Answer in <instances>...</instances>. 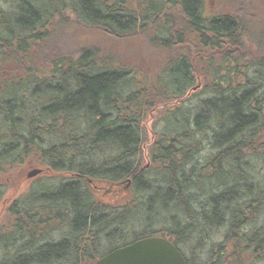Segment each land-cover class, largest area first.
I'll return each instance as SVG.
<instances>
[{"label": "trees", "instance_id": "obj_1", "mask_svg": "<svg viewBox=\"0 0 264 264\" xmlns=\"http://www.w3.org/2000/svg\"><path fill=\"white\" fill-rule=\"evenodd\" d=\"M202 5L0 0V60L22 63L20 78L2 82L0 169L33 157L49 177L61 173L8 202L0 264L2 253L11 254L9 264H93L150 236L168 238L187 264H264V0H231L211 17ZM169 7L208 54L175 47L181 37ZM67 12L116 38L147 32L152 52L167 59L150 75L98 45L57 53L48 27L53 19L66 27ZM38 53L46 65L34 66ZM202 61L204 88L186 104ZM150 112L160 126L151 127L145 165ZM89 182H124L128 196L97 200ZM96 239L115 245L97 256Z\"/></svg>", "mask_w": 264, "mask_h": 264}, {"label": "rangeland", "instance_id": "obj_2", "mask_svg": "<svg viewBox=\"0 0 264 264\" xmlns=\"http://www.w3.org/2000/svg\"><path fill=\"white\" fill-rule=\"evenodd\" d=\"M157 2L158 0H154ZM231 0H228L227 2L225 0H203L202 5V14L207 17H211L213 15H217L219 13H222L223 11H226L228 9V3ZM7 5L5 3L2 4L3 9H7ZM137 6H134V9ZM170 9V7L168 8ZM136 13L138 11L135 10ZM225 13V12H224ZM168 14L173 19V27L175 29V33H179V36L181 37L180 43H177L178 45H175V47L179 48V51H184L188 53V55L195 56L198 55V53H201L200 56H204L208 54V52L199 50L198 51V45L196 42V35L187 25L186 18L183 14H181L176 7H171L170 10H168ZM56 19H53L50 23L48 30H54L53 38L51 39L50 47H55L54 51L57 53H67L71 51L72 49L75 50V48H81L85 47L89 44L98 45L103 50H108L109 52H113L116 57H118L122 62L125 61V64H132L137 65L138 69L145 68L148 69L149 74H153L155 69L160 67L161 61L167 59V55L163 53H155L152 52V45H150L151 41H148L147 32L143 33L142 31H139L135 38H131V36L125 37V38H116L115 36L105 34L102 30L98 29V27L95 26H88L84 25L80 22H78L75 17L67 12L63 20H65L64 27L62 24H53V21ZM161 31L159 35L163 36ZM174 33V32H173ZM174 33V34H175ZM166 35V34H164ZM58 40V42L54 40ZM36 49L38 50L41 45L36 44ZM76 51V50H75ZM202 51V52H201ZM182 52V53H184ZM185 52V53H186ZM33 53V52H32ZM31 53V54H32ZM37 53V52H36ZM42 53V52H41ZM154 54V55H152ZM152 55V56H151ZM10 57V56H8ZM40 53L36 57H34V66L36 65H46L43 61L39 60ZM199 58V57H198ZM197 59V57H196ZM3 60H6L5 57H3L0 60V92L3 87V83L6 80H11L13 77L20 78L18 73H21L19 68L21 67L22 63H17L16 61H12L9 63H3ZM204 61V60H203ZM198 62L197 64H194V75H195V82H194V89L189 91L185 97H192V99L187 102L186 104H192L193 103V97H196L201 90L204 88V85L201 79L202 75L204 74V71H207V68L204 69V62ZM27 61L23 63H27ZM134 63V64H133ZM19 69V70H18ZM13 71L14 73H12ZM21 76V75H20ZM6 101L4 99L0 105H4L3 103ZM170 105V104H169ZM165 106V105H164ZM167 106V105H166ZM161 105L157 107L158 112L161 111ZM164 108H162L163 110ZM157 112V111H156ZM156 112H150L147 114L146 118L144 119L143 126L145 127V142L142 145L144 149V159L142 161L143 164L149 165V159L147 157V148L150 142L152 141V133H151V127L154 125L156 127L158 125L157 118H155V115H158ZM160 126V123L158 125V128ZM41 169L42 172L36 176L28 177V173L33 169ZM47 167L44 165L39 164L38 160L33 157H28L23 164L14 166L12 168L5 167L0 169V227L1 225L5 224V229H9V223L12 220V216L7 211V206L10 204L9 201H12L14 198H21L24 196V193H26L28 187H35L36 185H40L47 182L56 183L57 179H55L58 176H61V173H56V175L50 176L53 178H50L47 175ZM55 176V177H54ZM50 179H47V178ZM39 181H36V180ZM49 180V181H48ZM35 181V182H34ZM31 183V184H30ZM90 185H93L91 182H89ZM98 184V183H95ZM115 183V185H107L105 186H98V191L95 190L93 193H95V197L98 200L103 199L108 202H114L117 203L119 200H123L128 196V193L126 191L127 185L124 182ZM116 186V187H115ZM37 187V186H36ZM94 187V185H93ZM91 186V189H93ZM158 223V222H157ZM156 223V224H157ZM160 224V223H159ZM161 225V224H160ZM92 234V233H91ZM98 238V237H97ZM12 240V239H11ZM13 245L11 241L8 242L6 245L7 247ZM115 245V242H108L104 239V241L98 242L96 239V244H91V249H94L93 253L101 254L105 253V251H108L112 249ZM116 248V247H115ZM13 249V246L11 247V250ZM3 250H0V253ZM183 252L185 254H188V250H184ZM3 255V261H5V264H9L10 260L12 258L10 253H2Z\"/></svg>", "mask_w": 264, "mask_h": 264}, {"label": "water", "instance_id": "obj_3", "mask_svg": "<svg viewBox=\"0 0 264 264\" xmlns=\"http://www.w3.org/2000/svg\"><path fill=\"white\" fill-rule=\"evenodd\" d=\"M41 169H33L28 177L36 176ZM128 185V184H127ZM93 264H187L184 256L167 238L145 237L116 248Z\"/></svg>", "mask_w": 264, "mask_h": 264}, {"label": "flooded vegetation", "instance_id": "obj_4", "mask_svg": "<svg viewBox=\"0 0 264 264\" xmlns=\"http://www.w3.org/2000/svg\"><path fill=\"white\" fill-rule=\"evenodd\" d=\"M98 183V182H97ZM93 187V186H92ZM94 188H95V190H97L98 191V184H94V187H93V190H94ZM98 211V210H97Z\"/></svg>", "mask_w": 264, "mask_h": 264}]
</instances>
